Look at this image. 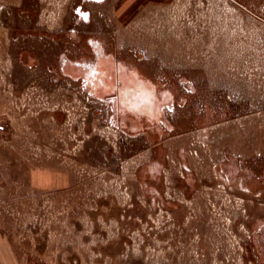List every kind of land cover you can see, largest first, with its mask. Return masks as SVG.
<instances>
[{
    "label": "rangeland",
    "instance_id": "rangeland-1",
    "mask_svg": "<svg viewBox=\"0 0 264 264\" xmlns=\"http://www.w3.org/2000/svg\"><path fill=\"white\" fill-rule=\"evenodd\" d=\"M1 242L264 264V0H0Z\"/></svg>",
    "mask_w": 264,
    "mask_h": 264
},
{
    "label": "flooded vegetation",
    "instance_id": "flooded-vegetation-1",
    "mask_svg": "<svg viewBox=\"0 0 264 264\" xmlns=\"http://www.w3.org/2000/svg\"><path fill=\"white\" fill-rule=\"evenodd\" d=\"M92 2H94V3H96V5H99V4H103L106 0H91ZM82 5L83 4H80V5H77L76 6V12H77V14L79 15V19L82 21H87L88 19H89V11L87 10V11H82V10H80L81 8H82ZM84 14H87V17L85 18V15ZM32 34V32L29 34L30 36H32L31 35ZM19 45L20 46H22V47H24V49H25V46H27V45H29L28 43L26 44V42L25 41H23V42H20L19 43ZM32 48H34V46H32ZM24 49H22L21 51H25ZM18 53L19 54H22L20 51H18Z\"/></svg>",
    "mask_w": 264,
    "mask_h": 264
},
{
    "label": "crops",
    "instance_id": "crops-1",
    "mask_svg": "<svg viewBox=\"0 0 264 264\" xmlns=\"http://www.w3.org/2000/svg\"><path fill=\"white\" fill-rule=\"evenodd\" d=\"M4 245V243L3 242H1L0 243V256H1V258H0V264H9V261H8V258H7V255L6 254H3L4 253V247L5 246H3Z\"/></svg>",
    "mask_w": 264,
    "mask_h": 264
},
{
    "label": "snow or ice",
    "instance_id": "snow-or-ice-1",
    "mask_svg": "<svg viewBox=\"0 0 264 264\" xmlns=\"http://www.w3.org/2000/svg\"><path fill=\"white\" fill-rule=\"evenodd\" d=\"M85 15V18L87 17V14H84Z\"/></svg>",
    "mask_w": 264,
    "mask_h": 264
}]
</instances>
